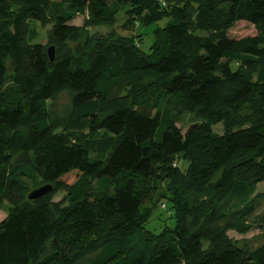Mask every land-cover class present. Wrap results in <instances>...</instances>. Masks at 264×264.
Wrapping results in <instances>:
<instances>
[{
  "label": "trees",
  "instance_id": "16d2710c",
  "mask_svg": "<svg viewBox=\"0 0 264 264\" xmlns=\"http://www.w3.org/2000/svg\"><path fill=\"white\" fill-rule=\"evenodd\" d=\"M162 1L0 0V264H264V242L229 236L251 231L264 183V0ZM123 5L136 28L154 26L148 53L113 33L80 45ZM31 21L51 26L53 62L28 44ZM237 22L256 35L230 38ZM151 92L153 115L137 106ZM184 113L201 122L182 134ZM24 173L52 192L25 201ZM156 181L173 221L158 235L141 212Z\"/></svg>",
  "mask_w": 264,
  "mask_h": 264
},
{
  "label": "rangeland",
  "instance_id": "374dc122",
  "mask_svg": "<svg viewBox=\"0 0 264 264\" xmlns=\"http://www.w3.org/2000/svg\"><path fill=\"white\" fill-rule=\"evenodd\" d=\"M167 2V0H163ZM162 1V2H163ZM175 1V0H173ZM171 2V1H169ZM130 10V7L127 5H123L121 7V10L116 15V23L114 25L113 29H108L105 27H99V28H86L83 29L80 32V45L84 46L85 42L89 38H98L103 39L107 37L110 33H113L115 37H122L129 40H135L138 44H140L139 48L142 52L148 53L149 48L153 43V37L152 35L148 34L151 32V30L154 28V26L148 27V24L144 26V30L142 28H136L134 26V18L128 14ZM84 20V16L80 15L75 17L71 22L70 25H74L77 27L82 26ZM165 22H159L156 24L158 27L162 28L164 26ZM153 27V28H152ZM29 34L27 35V42L30 45L34 44H40L45 47L47 50L52 45L49 43V33L51 26H41L36 22H29ZM191 34L195 37H197L200 41H204L207 38V34L195 31L194 29L190 31ZM145 34V35H144ZM143 36L142 40H140V37ZM230 38L234 39H241L246 37H251L256 35L255 29L244 23V22H237L229 31L228 33ZM86 54L87 51L85 50L83 52V55L80 57L83 59L84 65H86ZM54 55H55V49H54ZM6 66L9 69V63L6 62ZM155 99V96H152V92L150 94H147L146 98L144 100H141L140 103H138V108L142 110L143 112L149 113L153 115L155 113V110L152 108V101ZM161 100V98H159ZM66 104V98L65 96H61L58 100V110L59 114L63 110L62 108ZM201 120L196 119L194 116H191L189 114H181L175 118V125L176 127L181 131L182 134L185 133L186 129L192 125L200 123ZM213 131L216 134H222L223 129L222 126L219 124L213 128ZM101 135V134H99ZM101 138V136L99 137ZM92 156V154H91ZM174 165V164H173ZM179 168L182 171H185L187 169V163L180 161ZM22 174V173H21ZM22 183L25 186L26 193L24 195V200L26 201L27 195L42 187L43 184L40 183L38 177L31 173L28 175V173H24V176H21ZM94 184V183H93ZM264 184H260L257 187L255 199H253L254 208L247 215L246 222L249 226L252 227L251 231L244 235L239 236L236 235L233 232H229V236L233 239L237 240L240 244V246L244 247L247 250L254 249L258 246H260L264 242V233L262 232V229H259L260 225H264ZM167 196V185L165 182L156 181L153 182L150 185V191L146 194V198L143 201L141 212L146 213V211L149 212L148 220L144 225V230L147 232H150L152 234H160L162 233L166 228H172L173 221L171 219V213L169 210V206L167 205L165 200H162L163 198H166ZM64 198H66V192L63 189L57 190V192L52 196L51 201L53 203L60 202ZM165 204V206L161 205ZM11 206L6 203L2 202L0 203V222L6 217L7 212ZM52 248H51V242L47 244L45 247V252L43 256H49L51 254Z\"/></svg>",
  "mask_w": 264,
  "mask_h": 264
},
{
  "label": "water",
  "instance_id": "95a60500",
  "mask_svg": "<svg viewBox=\"0 0 264 264\" xmlns=\"http://www.w3.org/2000/svg\"><path fill=\"white\" fill-rule=\"evenodd\" d=\"M47 55H48L50 62H53V60H54V47L53 46H51L47 49ZM51 192H52V186L51 185H44V186L30 192L26 198L28 201H35V200H38V199H41V198L47 196Z\"/></svg>",
  "mask_w": 264,
  "mask_h": 264
},
{
  "label": "crops",
  "instance_id": "0c3cea01",
  "mask_svg": "<svg viewBox=\"0 0 264 264\" xmlns=\"http://www.w3.org/2000/svg\"><path fill=\"white\" fill-rule=\"evenodd\" d=\"M262 184H264V183H262ZM257 187H258V186H257ZM257 187H256V188H257ZM256 191H257V189H256ZM255 194H256V192H255Z\"/></svg>",
  "mask_w": 264,
  "mask_h": 264
}]
</instances>
